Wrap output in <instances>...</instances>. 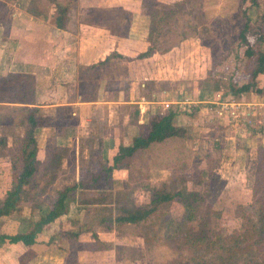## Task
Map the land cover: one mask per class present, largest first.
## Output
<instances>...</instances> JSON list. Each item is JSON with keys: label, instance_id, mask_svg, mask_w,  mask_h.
<instances>
[{"label": "rangeland", "instance_id": "rangeland-1", "mask_svg": "<svg viewBox=\"0 0 264 264\" xmlns=\"http://www.w3.org/2000/svg\"><path fill=\"white\" fill-rule=\"evenodd\" d=\"M20 1L21 8H29L35 15L44 10V6L36 8L34 0ZM159 1L170 5L175 12L169 16L172 17L169 26L162 22L154 31V37L158 38L154 39L155 44L161 46L167 39L172 41L182 30H185L189 37L182 41L181 47L176 46L163 55L156 52L148 62L141 61L143 63L140 62L139 66L137 60L140 59L135 56L147 48V39L144 40V37H148L150 32V18L145 14L143 0H78L69 8L68 14L72 23H69V26L72 30L76 26L80 32L94 34L95 42L97 41L95 49L98 53L102 51L107 55L113 49H119L126 55V58L120 59L111 66L112 68L109 67V70L103 67L104 65L101 66L103 74L114 75L127 64V76L122 79L125 81L122 83L124 86H128L126 82L132 79L136 80L137 84L140 81L139 86L155 79L156 91L166 88L175 94L182 92L183 96V92H186L187 100L191 102L183 109L186 116L180 126L187 130L184 147L188 156L178 158L183 149L182 145H176L174 142L157 145L147 153L135 155L128 168L119 169L115 185H112L110 190L96 192L89 186L86 191L77 193L68 213L47 229L49 233H54H47L40 240V248L36 250L40 254L37 255L33 250H24L16 262L196 264L197 258L212 257L218 260L222 255H226L224 262L214 264H244L238 254L240 249L245 248L248 240L239 238L236 231L240 232L246 222H256L261 216L253 190L257 183L258 159L264 149V98L261 100L264 95L249 92L239 96L226 94L231 82L243 84L251 81L254 63V58L244 56V47L237 46L236 51L228 53L231 42L243 24L240 0ZM260 3L259 8L250 7L248 14L254 17L264 11V0ZM81 6L83 9H80ZM6 7L0 3V15L7 11ZM139 8L142 11H139ZM84 9H89V18L87 15L84 17V12L82 14ZM90 9L96 11L91 13ZM51 10L53 9H50V12ZM101 12L104 18H99L98 13ZM127 13L130 17L129 36L125 37L118 38L108 29L103 32L95 31L96 28H87V25L84 27L75 23L78 19L83 22L92 19L96 26L108 27L113 24L114 17ZM164 32H167L168 36L165 37L162 34ZM88 35L86 36L90 37ZM224 56H227V59H223L224 71L218 72L217 68L213 70L212 67L221 62ZM137 67L144 69L140 76L135 77L134 69ZM94 71L101 70L96 68ZM258 83L263 84L260 80ZM90 89L88 87L85 92L90 94ZM4 91L7 96L12 92L23 93L17 87L11 89L7 85H4ZM197 91L204 95L201 103L196 102ZM151 92L147 91L149 94ZM218 92L222 94L225 102L260 105L250 113L246 110L239 118L219 117L210 109ZM143 93L148 96L146 92ZM136 104L130 105L129 108L138 107ZM38 112L56 117L60 121L59 124H72L71 119L59 116L66 113L65 110L55 111L49 108L47 111ZM14 113L18 114L16 119L11 117ZM22 120L23 113L20 109L17 113L16 109L13 111L10 108H0V122L3 121L0 124V135L12 139L11 158L19 156L25 139V125L21 124ZM88 129L89 126H82L75 130V140L82 147H86L85 149L90 144L88 138L96 133L97 127H92L90 132ZM53 151L54 149L48 151V158L42 155L39 170L30 186L26 188L27 199L20 212H16L17 217L24 214L26 218L29 213L30 219H35L38 215V210L33 209L35 204L42 201V212L45 211L48 204L53 202L58 189L75 177L67 172L68 170L58 174V168L53 162ZM85 154L89 152L86 151ZM80 161L82 173L79 175L85 181L91 179L93 170L99 171L103 163L99 155L95 157V153H91L88 158L81 156ZM144 183L147 186H144ZM100 184L103 185V180L95 186ZM259 185H262L261 181ZM152 189L179 191L182 194L160 204L140 224L109 226L101 223L102 217L113 218L123 206L130 209L147 206ZM3 192L1 190L0 194ZM96 193L105 194L97 197ZM185 203L191 204L190 210H187ZM25 218H21L24 221L20 223L22 229H26L28 224ZM72 231L79 232L77 238L69 234ZM19 250L21 253L22 250ZM234 251L236 255H232ZM257 253L264 258V247L259 248Z\"/></svg>", "mask_w": 264, "mask_h": 264}, {"label": "crops", "instance_id": "crops-1", "mask_svg": "<svg viewBox=\"0 0 264 264\" xmlns=\"http://www.w3.org/2000/svg\"><path fill=\"white\" fill-rule=\"evenodd\" d=\"M82 7L80 9H83ZM5 9L7 11L0 15V77H6L10 74L32 76L34 78V97L31 98L32 100H28L26 104L18 101H0V108H10L13 111L16 109L17 113L19 109L22 111L24 107H36L40 112L47 111L49 108H53L55 111L58 109L66 111L59 116L71 119V125L59 124L60 121L56 117H49L37 111L36 116L40 118V123L34 132L40 163L42 155L48 158L50 156L48 151L54 149L52 155H55L57 151L61 155V159L53 161L58 168V174L68 170L67 172L75 175L65 186L82 180L79 175L82 173L81 156L88 158L91 153L93 155L95 153V157L99 155L100 161L103 162L102 165H112V158L119 144L131 145L134 137L147 133L146 126L151 114L171 110L176 113L174 124L182 125L181 121L186 116L183 109L186 104L191 102L187 100L188 96L185 91L183 92L184 96L182 92L175 94L166 88L156 91L154 90V87H157L155 79H150L155 81L152 88H148L146 83L139 86L140 81L137 84L136 80L133 79L128 83L126 82L128 86H124L122 83L125 81L118 80L116 77L118 74H103L102 65L97 67L101 70L98 76L100 82L90 89V93L93 95L90 98L82 99L81 91L85 92L89 87L88 83H93L95 69L89 71L87 67L104 60L113 51L120 53L123 57L126 55L119 49H113L107 55L102 51L98 53L95 49L97 45V41L95 42L93 37L95 35L80 32L76 26L72 30V27L69 26V23L72 24L69 14L68 24L63 30L54 26L53 16L35 15L31 9L21 8V6L16 10L9 7ZM52 11L51 14H53ZM139 11H142L141 8ZM75 23L84 27L87 25V28H96L95 31L107 30L103 26H96L79 19ZM108 35L111 37L109 33ZM81 38H83L82 41H80ZM146 38L147 35L144 40ZM141 42L144 43L143 40ZM150 57L137 60V66L140 65L141 61H147ZM119 60V58H113L103 67L109 70L111 62L116 61L118 63ZM142 69L144 68L137 67L134 69L136 71L135 77L140 76ZM129 70L133 71L132 69ZM143 86L144 88H142ZM147 91L152 92L149 94ZM0 92L4 93V88L0 87ZM143 92H146L148 96L146 97ZM196 94V102L201 103L204 95H201L200 91H197ZM263 98L264 96L261 97V100ZM135 103L138 104L139 114L137 121L132 123L130 122V110L133 107H129ZM246 104L247 106L253 105L256 109L257 105H260L259 103ZM17 115L14 113L11 114V117L15 118ZM54 121L58 123H54ZM21 124L26 127L23 120ZM82 126H89L88 132L91 131L92 127H97L96 133L88 138L90 144L87 149L82 147L74 138L77 137L75 130ZM0 137L4 138L5 141V146L0 147V192L1 190L4 191L3 194H0V200H2L5 191L12 186L13 175L9 169V159H11L10 151L13 143L12 139L10 140L11 137L6 135H0ZM86 151L89 154H85ZM16 215L17 213L0 217V233L15 234L27 230V227L26 229L20 227V223L24 222L21 218H25V215H20V217ZM28 215L24 219L27 222L30 220V214L28 213ZM45 235L38 234L36 236L37 242L30 247L1 245L0 264H14L20 254L24 253V250H38L41 245L39 242ZM19 249L22 250L21 253ZM38 254L40 253L37 252ZM33 262L30 263L39 264Z\"/></svg>", "mask_w": 264, "mask_h": 264}, {"label": "trees", "instance_id": "trees-1", "mask_svg": "<svg viewBox=\"0 0 264 264\" xmlns=\"http://www.w3.org/2000/svg\"><path fill=\"white\" fill-rule=\"evenodd\" d=\"M36 8L43 7L44 10L38 11V14L47 17L48 15L53 16L54 26L58 29L65 30L68 24V11L69 8L76 3L78 0H34ZM144 8L146 9L145 14L150 18V27L149 35L147 39V48L138 53L135 58L143 59L152 56L154 53L165 54L175 48L176 46L180 47L184 39H187L189 36L185 30L180 31L179 35L175 39L170 41L167 39L164 45L157 46L154 42L153 33L156 28H159L158 25L162 22L169 26L172 17L169 18L175 11L170 5L164 4L159 0H143ZM186 2L183 0L182 2ZM261 0H240L239 7L241 8V15L243 18V24L239 28L236 37L231 42V47L229 48L228 53L236 51L237 46L244 47V56L246 58H254L253 68L251 70V81L245 82L243 84L232 83L229 84V92L232 96H239L243 93H255L264 95V11L252 17L248 14L249 8H259ZM50 9H53V14L50 13ZM39 10V9H38ZM92 9H90L91 11ZM95 9L91 11L94 13ZM85 14L87 17L89 9H84L82 14ZM99 18H104L103 12L98 13ZM89 18V17H88ZM89 23L95 25V21L92 19ZM179 21L178 18H176ZM130 17L127 13L126 15L120 17H114L112 19L113 24L104 26V28L110 30L111 34L116 37H125L128 35ZM86 22V21H84ZM125 24V25H124ZM99 26V25H98ZM118 27V28H116ZM168 31V30H166ZM165 37L168 36L167 32L162 33ZM196 35L199 36L195 32ZM118 37V38H119ZM255 43V45H253ZM124 59L120 53L113 51L105 57L104 60L87 67V70H94L101 65L107 64L111 59ZM223 59H227V56H224L221 62L216 63L213 70L218 72H223L224 62ZM115 62H111L113 66ZM119 66V65H116ZM112 68V67H111ZM121 68V67H120ZM99 73L101 71L93 72V83H88L90 88L93 85H97L100 82ZM117 79H123L127 74V67H124L119 70ZM114 74V75H115ZM259 80L263 83L259 85ZM155 84L154 80H149V83L146 84L148 88H152ZM4 85H7L11 89L17 87L22 90L23 93L18 94L12 92L10 95H5L3 92H0V101H9L14 102L18 101L20 103H27L28 100H32L34 97V78L27 74H10L6 77H0V87L4 88ZM151 85V86H149ZM225 94V93H224ZM82 99L90 98L92 93H85L81 91ZM32 98V99H31ZM36 107H24L22 110L23 121L26 124L25 127V139L21 145L20 153L18 157L9 159L10 171L13 175L12 186L5 191V196L0 200V217L9 216L16 212H20L22 205L25 203L27 196L26 191L27 187L30 186L31 181L35 178L36 173L38 172L40 161L38 159V146L35 139V129L39 125L38 116ZM130 122L137 121L139 110L137 107H133L130 111ZM175 112L168 110L167 112H157L151 114L147 123V133L145 135H138L132 139L131 145L123 146L119 144L117 146L116 152L112 158V165H101L99 171L93 170L91 179L84 180L82 179L79 182L66 185L56 192V196L52 203L48 204V208L42 212V201L41 203H36L34 210H38V215L35 219H30L27 224V230L25 232H19L15 234H4L0 233V246L3 244L9 245H20V247H30L34 245L37 240L36 236L38 234L49 233L47 229L53 227V224L62 216L68 213L70 209V204L73 202L76 197V194L79 192L86 191L89 186H91L96 192H103L110 190L112 185H115V180H117V173L119 169H126L130 165V161L134 158L135 155L139 153H147L152 150L154 146L167 144L168 142H174L182 145L181 153L178 158L183 159L188 155L185 153L184 143L187 139V130L182 127L174 124ZM4 138L0 137V147L5 146ZM172 152V151H170ZM10 156H12L10 154ZM190 156V155H189ZM61 159V155L58 154V151L54 155V161ZM258 170L257 173V183L254 187V196L255 200L259 203L260 207V218L256 222L249 220L242 226L240 232L236 231V235L242 240H248L244 249L239 250L238 256L243 259L244 264H264V258L258 254V249L264 247V149L261 150V155L258 159ZM104 176V177H103ZM129 177V176H128ZM103 180V185L95 186L99 181ZM262 183L260 186L259 183ZM145 184V183H144ZM144 186H147L146 184ZM151 196L149 204L147 206H140L134 209L127 208L125 206L118 209L117 214L112 218H101V223L105 225L119 224V225H137L144 220H146L155 209L162 203L169 202L175 197L182 194V192H170V191H160L158 189L151 190ZM97 194V193H96ZM105 193H98V196H102ZM96 197V198H97ZM186 199V196L184 197ZM187 210L191 209V204L185 203ZM33 210V211H34ZM109 223V224H108ZM108 226V227H109ZM50 231V230H49ZM54 232H50L52 235ZM71 236L77 238L79 232L72 231L69 233ZM51 237V236H50ZM246 238V239H245ZM242 251V252H241ZM234 251L232 255H236ZM231 255V256H232ZM226 255H222L218 260L213 259H198L195 261L196 264H214L219 262H224ZM14 264H32V263H22L20 261Z\"/></svg>", "mask_w": 264, "mask_h": 264}, {"label": "built area", "instance_id": "built-area-1", "mask_svg": "<svg viewBox=\"0 0 264 264\" xmlns=\"http://www.w3.org/2000/svg\"><path fill=\"white\" fill-rule=\"evenodd\" d=\"M0 3L9 7L10 9L16 10L20 7V0H0ZM214 103L211 105V110L214 111L215 115L219 117L230 116L233 118H239V116L244 115L246 110H249V113L254 110L253 105H245L242 103L236 104L235 102H225L222 99L221 93H216L214 97Z\"/></svg>", "mask_w": 264, "mask_h": 264}]
</instances>
